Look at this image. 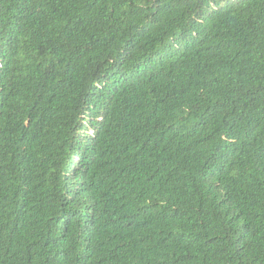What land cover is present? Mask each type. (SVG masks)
I'll use <instances>...</instances> for the list:
<instances>
[{"label": "trees", "instance_id": "1", "mask_svg": "<svg viewBox=\"0 0 264 264\" xmlns=\"http://www.w3.org/2000/svg\"><path fill=\"white\" fill-rule=\"evenodd\" d=\"M0 264H264V0H0Z\"/></svg>", "mask_w": 264, "mask_h": 264}]
</instances>
